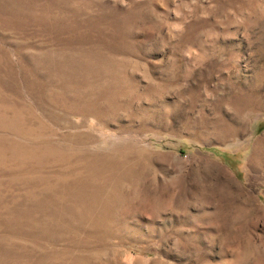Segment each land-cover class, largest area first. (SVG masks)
<instances>
[{
	"label": "rangeland",
	"instance_id": "1",
	"mask_svg": "<svg viewBox=\"0 0 264 264\" xmlns=\"http://www.w3.org/2000/svg\"><path fill=\"white\" fill-rule=\"evenodd\" d=\"M0 264H264V0H0Z\"/></svg>",
	"mask_w": 264,
	"mask_h": 264
}]
</instances>
